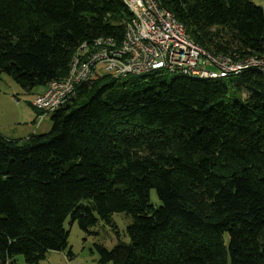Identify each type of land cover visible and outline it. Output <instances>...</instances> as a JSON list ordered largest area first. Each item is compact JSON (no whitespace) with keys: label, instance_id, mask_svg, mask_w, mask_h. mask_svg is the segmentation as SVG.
<instances>
[{"label":"trees","instance_id":"obj_1","mask_svg":"<svg viewBox=\"0 0 264 264\" xmlns=\"http://www.w3.org/2000/svg\"><path fill=\"white\" fill-rule=\"evenodd\" d=\"M156 1L208 52L264 57L252 0ZM129 18L121 0H0V77L64 78L82 42L120 43ZM50 119L42 134H0V264H39L67 247V218L87 231L114 212L132 217L128 240L96 244L100 264H264V73H103Z\"/></svg>","mask_w":264,"mask_h":264},{"label":"built area","instance_id":"obj_2","mask_svg":"<svg viewBox=\"0 0 264 264\" xmlns=\"http://www.w3.org/2000/svg\"><path fill=\"white\" fill-rule=\"evenodd\" d=\"M138 10L140 25L139 36L151 37V45H134L125 39L124 46H117L116 41L96 44L93 41L82 42V51L76 54L74 64H81V73L73 77L56 79L55 83H46L45 90L37 94L32 105L39 111H53L62 105L74 92L76 84L98 76L100 67L111 77L127 72H140L154 69L173 70L177 68L191 69L194 72L220 73L242 67L238 64H215L200 51L185 43L172 16L161 5L153 0H130ZM96 46H104L101 60L92 59ZM263 67L264 63H252ZM73 66V65H72ZM39 119L43 115L38 116ZM72 264H76L73 262Z\"/></svg>","mask_w":264,"mask_h":264},{"label":"rangeland","instance_id":"obj_3","mask_svg":"<svg viewBox=\"0 0 264 264\" xmlns=\"http://www.w3.org/2000/svg\"><path fill=\"white\" fill-rule=\"evenodd\" d=\"M264 8V0H252ZM202 47V46H201ZM205 49L204 47H202ZM206 50V49H205ZM207 51V50H206ZM209 51V50H208ZM96 72L104 73L100 67ZM173 74H169L171 78ZM93 78V77H92ZM224 80H229L226 78ZM44 90V84H32L22 87L7 74L0 77V134L11 139H23L31 134H42L51 127V111L39 114L33 109L31 102L38 93ZM244 96L245 93L243 92ZM41 115V114H40ZM150 203L160 204L154 189L150 190ZM132 223V217L124 212H114L109 222L98 219L97 222L83 231L77 221L70 223L67 218L64 227L68 231L67 247L63 251L49 250L39 264H100L96 244L110 249L119 240L127 241L126 227ZM227 241V236L224 235ZM71 255L68 256L67 252ZM15 264H25L22 255H15Z\"/></svg>","mask_w":264,"mask_h":264},{"label":"bare ground","instance_id":"obj_4","mask_svg":"<svg viewBox=\"0 0 264 264\" xmlns=\"http://www.w3.org/2000/svg\"><path fill=\"white\" fill-rule=\"evenodd\" d=\"M127 10L130 13V18L128 21H126L124 25V33L123 37L120 43H117V46H124L125 45V39H129L130 44L134 45H151V37L149 36H139V26L140 25V18L138 14V10H136L133 7V4L130 2V0H121ZM155 4L160 5L156 0H153ZM164 9H166L164 7ZM167 12L172 16L173 23L177 26L179 33L182 35L184 41L186 44L191 45L192 48H194L196 51L202 52L204 55H207L212 62L215 64H227V65H240L242 67L233 68L230 70H223L220 73H205V72H194L191 71V69L186 68H177L173 70H167V69H154V70H164L169 73H175V74H182L193 78L198 79H220L225 77L234 76L237 74H240L241 72L249 69H256L262 73H264L263 67H260L258 65H252V63H264V57H259L257 55H246L241 56L239 54H233V55H225L222 53L212 54L205 49H203L199 44H197L194 40H192L185 27L182 23L178 22L172 12L168 9H166ZM93 42H96V44H103L107 41H110V37L107 36H100L97 38H94L91 40ZM82 51V43L76 48L75 52L73 53L70 62H69V69L66 77H73L75 74L81 73V64H74L76 59V54H80ZM104 56V46H96L95 50L92 52V59L94 60H101ZM73 65V66H72ZM154 70H146V71H140V72H127L119 74L117 78L124 77L127 75H142ZM116 78V77H113ZM56 79H51L48 81V83H55Z\"/></svg>","mask_w":264,"mask_h":264},{"label":"crops","instance_id":"obj_5","mask_svg":"<svg viewBox=\"0 0 264 264\" xmlns=\"http://www.w3.org/2000/svg\"><path fill=\"white\" fill-rule=\"evenodd\" d=\"M45 88H46V84H44V90H45ZM44 90H43V91H44ZM43 91H42V92H43ZM42 92H41V93H42ZM38 94H40V93H38ZM31 103H32V102H31ZM35 111H36V110H35ZM36 113H37V111H36ZM5 137H6V136H5ZM7 138H9V137H7Z\"/></svg>","mask_w":264,"mask_h":264}]
</instances>
